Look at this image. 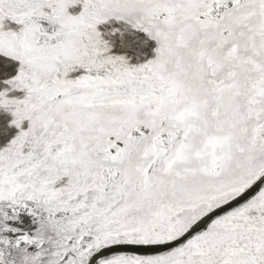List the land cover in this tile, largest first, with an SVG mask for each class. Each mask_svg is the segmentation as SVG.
Returning <instances> with one entry per match:
<instances>
[{
    "label": "snow or ice",
    "instance_id": "snow-or-ice-1",
    "mask_svg": "<svg viewBox=\"0 0 264 264\" xmlns=\"http://www.w3.org/2000/svg\"><path fill=\"white\" fill-rule=\"evenodd\" d=\"M0 264H264V0H0Z\"/></svg>",
    "mask_w": 264,
    "mask_h": 264
}]
</instances>
